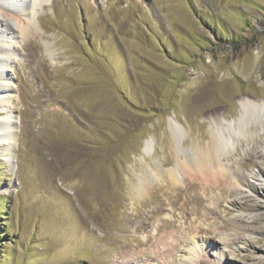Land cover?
<instances>
[{
  "label": "rangeland",
  "instance_id": "obj_1",
  "mask_svg": "<svg viewBox=\"0 0 264 264\" xmlns=\"http://www.w3.org/2000/svg\"><path fill=\"white\" fill-rule=\"evenodd\" d=\"M24 2L4 9L15 32ZM31 13L33 35L0 34L15 50L0 98V264H167L194 238L207 264H264V114L222 157L236 192L166 179L180 158L209 156L208 116L264 102V0H48ZM175 231L191 238L175 255L123 258Z\"/></svg>",
  "mask_w": 264,
  "mask_h": 264
},
{
  "label": "bare ground",
  "instance_id": "obj_2",
  "mask_svg": "<svg viewBox=\"0 0 264 264\" xmlns=\"http://www.w3.org/2000/svg\"><path fill=\"white\" fill-rule=\"evenodd\" d=\"M14 1L17 2V0H0V15H2V21L0 23V34L1 36L4 35L3 36L4 38L5 37L15 38L14 36L17 34L21 39L28 38L34 34L33 33L34 28L32 27V23L30 22V15L32 14L31 13L32 10H34L35 8H41L48 0H25L23 5L21 4V7L23 8V11L26 14V19L21 22V25H15V27H17V32H15L14 27L10 22V18L8 14L4 12L5 8L8 9L11 6H13L12 2ZM47 52L48 54H50L49 50L48 51L46 50V53ZM14 54H15V50L13 46L5 42L4 39L0 38V85L2 86L0 87L1 89L0 98L2 93L7 92V86L4 85L3 83L6 84V82H8L9 79L6 78L7 76H5L3 73H5V69H7V67L10 66L9 60H11V57ZM6 98L8 100L7 102H9V96L6 95ZM1 103L2 102L0 100V104ZM236 103L238 105V116L236 118L227 120L224 117H222L220 114H215V115L212 114L207 117L208 129L213 141V148L212 151L209 152L210 153L209 156L204 160H201L200 158L197 157L191 159H187L186 157L185 159L180 158L179 160L176 161V166L173 169L167 171L166 173L167 180L175 184L179 182L180 179H182L184 182H187L188 178L199 176V177H204L205 179H212V181H215L216 184L215 188H217L218 190L220 188V190L223 191L231 190L232 192L233 191L236 192V184H230L232 179V176L229 172L230 169L222 162V157L229 156V150L230 148L233 147L236 140V136L239 134L242 135V131L245 125H249L252 122H255L256 120H259L260 117H263L264 102L253 100L247 97H240L239 99L236 100ZM2 111H4L5 113L4 117L6 118V120L2 121L3 127H1V129L4 131V129L11 128V123L8 121V119L12 113V110L6 108L4 105ZM168 128L174 141L179 143V141L182 140L180 127L177 124H175V122L170 121L168 123ZM5 137H7L5 139H7L6 144L8 148L13 149V147H11L10 144L11 142H14L15 135L11 134L10 132H7V135ZM150 148H151L150 145L146 144L144 147V152H147L148 149ZM178 153L179 154L184 153L181 147L178 148ZM143 184L144 182L141 183L142 187L144 188ZM142 187L139 188L142 189ZM216 199L217 198H214L213 200L216 201L217 203L218 199L217 200ZM211 211H213V209ZM211 213L214 214L215 212H211ZM130 224L134 225L135 230H143L149 226V221H142L139 217H137L135 221L131 220ZM171 226L169 225V227ZM227 226H231L234 231L240 230L241 228V226H239L238 221H230ZM193 229L195 231H200L206 235L211 234V231L208 228L192 227V230ZM163 230L164 229H159L158 231L161 232ZM166 237L167 238L164 240L160 239L155 242L154 249L157 250L156 252L154 251V249H152L149 252L141 251L139 252V254H137V256L130 254L129 256H127V258L126 257L123 258H125L128 261V263L135 262L138 258H143L147 262H155L158 261L159 259L165 260L164 259L165 256L168 257L172 253H174L175 255V253L180 250V243L184 242L185 243L184 245L186 246L188 243H190L191 240L190 237H189L190 239H187L185 237V234H183V232L182 233L176 232L175 234L170 233ZM216 237L219 239V243L221 244L228 245L235 243L233 239L227 238L226 235L222 233H219L218 235H216ZM239 239L243 240L244 238L239 237L238 240ZM153 243L154 241L152 240V238L146 237L143 241L138 242L135 245V247L137 248L139 246H146L149 244L150 246H152ZM191 243L192 246L194 247V250L189 252L190 253L189 257H187L185 260L175 259L172 262H166V263L167 264H196V263L207 264V261H205L204 259H201L200 261L197 260L199 258L196 249L199 248V246H202L201 245L202 243H199V239L194 238ZM161 250L163 251L160 252ZM218 258L220 262L223 261L225 262L227 260V256H223L221 253L218 255Z\"/></svg>",
  "mask_w": 264,
  "mask_h": 264
}]
</instances>
